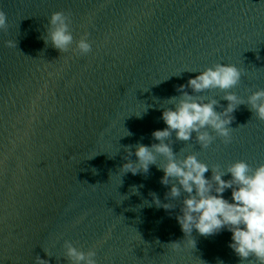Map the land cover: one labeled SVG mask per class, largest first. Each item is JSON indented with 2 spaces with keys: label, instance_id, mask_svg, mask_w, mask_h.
Here are the masks:
<instances>
[{
  "label": "water",
  "instance_id": "water-1",
  "mask_svg": "<svg viewBox=\"0 0 264 264\" xmlns=\"http://www.w3.org/2000/svg\"><path fill=\"white\" fill-rule=\"evenodd\" d=\"M0 8L8 16L0 30V264H36L37 256L72 264L65 241L95 248L98 264H261L229 247L227 229L182 231L188 194L169 195L164 156L147 172L122 168L137 162L138 144L159 143L152 133L167 127V100L198 71L241 69L232 89L197 94L215 98L217 111L229 103L225 91L247 100L264 88V0H0ZM56 11L70 18L67 52L43 39ZM85 33L92 51L81 55ZM233 116L228 143L217 137L202 148L195 132L166 142L213 168L240 159L255 168L264 163V120L247 104Z\"/></svg>",
  "mask_w": 264,
  "mask_h": 264
},
{
  "label": "clouds",
  "instance_id": "clouds-1",
  "mask_svg": "<svg viewBox=\"0 0 264 264\" xmlns=\"http://www.w3.org/2000/svg\"><path fill=\"white\" fill-rule=\"evenodd\" d=\"M7 28V13L0 8V30ZM88 36L85 33L76 42L75 50L81 55L92 51V42ZM43 39L46 44L51 43L61 52L70 49L74 36L70 18L65 12L56 11L51 14ZM5 44L9 48L17 47L16 39H8ZM241 76V69L237 65L216 63L198 71L196 76L188 80L187 85H180L181 95L167 100L174 107L166 108L162 113L167 127L152 133L159 143L151 146L138 144L135 151L137 162L125 163L122 170L133 174L140 170L147 172L151 164L157 163L158 154L164 156L166 162L160 166L164 172L161 182L165 185L171 183L169 195L177 198L182 192L188 194L183 199L182 214L177 217L182 231L191 235L195 229L199 234L209 236L227 229L232 233L229 247L239 257L246 259L255 255L264 264V163L253 168L246 160L240 159L231 163L226 170L219 166L213 168L199 159L195 152L178 156L170 143L166 142L173 132L177 139L184 141L190 140L195 132L196 140L202 148L209 147L217 137L223 138L225 143L230 142L234 129L230 126L234 119L233 113L241 104L250 106L257 118L264 120V88L252 92L247 100L235 92L225 91L224 99L229 103L222 111H217L218 101L215 98L197 95L210 89H232L240 82ZM185 87H190L192 93L185 91ZM210 168L213 175L209 178L205 173ZM228 173L231 179L225 180L223 177ZM228 189L232 190L230 200L224 196ZM155 202L160 206L158 198ZM168 205L166 203L163 207L171 208ZM64 246L66 257L72 264H98L95 248L83 251L70 241H65ZM36 264L49 262L37 256Z\"/></svg>",
  "mask_w": 264,
  "mask_h": 264
}]
</instances>
